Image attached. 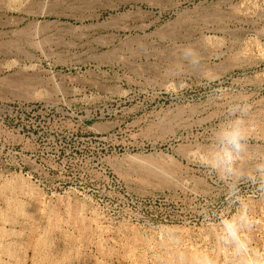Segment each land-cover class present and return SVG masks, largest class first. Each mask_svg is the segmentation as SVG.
Segmentation results:
<instances>
[{
	"label": "rangeland",
	"instance_id": "374dc122",
	"mask_svg": "<svg viewBox=\"0 0 264 264\" xmlns=\"http://www.w3.org/2000/svg\"><path fill=\"white\" fill-rule=\"evenodd\" d=\"M188 44L215 83L176 75ZM241 100L251 166L264 0H0V264H224L217 214L236 205L197 149ZM240 187L264 247V193Z\"/></svg>",
	"mask_w": 264,
	"mask_h": 264
},
{
	"label": "clouds",
	"instance_id": "9594fccd",
	"mask_svg": "<svg viewBox=\"0 0 264 264\" xmlns=\"http://www.w3.org/2000/svg\"><path fill=\"white\" fill-rule=\"evenodd\" d=\"M176 75H182L180 69L191 67L200 70V75L210 84L216 77L208 76L202 70L200 52L194 45L188 44L178 50ZM173 69H169L171 72ZM218 91V89H217ZM252 105L241 100L228 108V117L219 123L211 140L197 149V159L201 167L216 175L226 187L225 199L236 205L231 213H218L216 241L222 250L228 253L224 264H264V247L257 246L252 238V231L257 224L251 214V206L241 195V182L256 186L264 193V152L251 156L255 163H245L249 158L251 133L255 127L249 118ZM178 264H220L217 256L207 250H197L190 262L183 253L178 257Z\"/></svg>",
	"mask_w": 264,
	"mask_h": 264
}]
</instances>
